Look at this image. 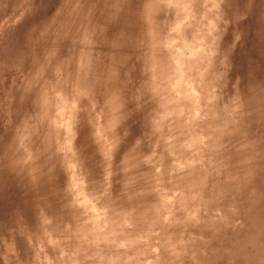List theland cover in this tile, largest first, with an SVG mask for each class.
<instances>
[{"label": "rangeland", "instance_id": "obj_1", "mask_svg": "<svg viewBox=\"0 0 264 264\" xmlns=\"http://www.w3.org/2000/svg\"><path fill=\"white\" fill-rule=\"evenodd\" d=\"M257 2L0 0V264H264Z\"/></svg>", "mask_w": 264, "mask_h": 264}, {"label": "bare ground", "instance_id": "obj_2", "mask_svg": "<svg viewBox=\"0 0 264 264\" xmlns=\"http://www.w3.org/2000/svg\"><path fill=\"white\" fill-rule=\"evenodd\" d=\"M139 1V0H138ZM56 2H58V1H56ZM83 2V1H82ZM133 2V1H132ZM253 1H251V3H252ZM99 3V2H98ZM133 3H136L135 1L133 2ZM132 3V4H133ZM85 4V3H84ZM131 3H130V5H132ZM138 4V3H137ZM55 5H56V3H55ZM83 5V4H82ZM100 5H102V4H100ZM254 5V4H253ZM103 6V5H102ZM128 6V5H127ZM137 6H139V4L137 5ZM62 7V6H61ZM65 7V6H64ZM84 7H85V5H84ZM100 7V6H99ZM102 8V7H101ZM128 8H130V7H128ZM133 8V7H132ZM137 8V7H136ZM135 8V9H136ZM51 9H52V7H51ZM86 10V9H85ZM126 10V9H125ZM140 10V9H139ZM256 11L257 12V19L256 18H254V20H253V24H252V26H253V35H252V40H251V44L249 45V53H248V56H249V59L251 60V63H252V66H251V73H250V75H251V77L252 76H257V75H261V73H262V78H263V81L260 83L259 82V78H260V75H259V77H258V80H257V84H254L251 88H250V92L247 94V97L249 98V100L252 102H254V99H253V97L256 95V97L258 96L259 97V99H260V102H261V105H264V65H263V63H264V0H258V2H257V5H254V7H252V11ZM60 11V10H59ZM63 11V10H62ZM62 11H60V12H62ZM130 11H132V10H130ZM66 12V11H65ZM122 12V11H121ZM135 12V11H134ZM85 13V12H84ZM126 13V12H125ZM73 14V13H72ZM71 14V15H72ZM135 14V13H134ZM81 15V14H80ZM74 16V15H73ZM136 16H137V14H136ZM134 17V16H133ZM54 18V17H53ZM138 18V17H137ZM133 20H134V18H132ZM123 20V19H122ZM132 20V21H133ZM139 20V19H138ZM134 22V21H133ZM22 23V22H21ZM85 25V24H84ZM54 26V25H53ZM57 26V25H56ZM69 26V25H68ZM76 26V25H75ZM42 27H43V25H42ZM22 29V28H21ZM79 29V28H78ZM85 29V28H84ZM50 33V32H49ZM72 33V32H71ZM80 33H81V31H80ZM20 34V33H19ZM96 34V33H95ZM18 35V34H17ZM26 35H27V33H26ZM19 36V35H18ZM17 36V37H18ZM55 36V35H54ZM110 36V35H109ZM20 37V36H19ZM18 37V38H19ZM59 37V36H58ZM32 38V37H31ZM36 38H37V36H36ZM102 38V37H101ZM23 39H25V38H23ZM33 39V38H32ZM37 40V39H36ZM30 41V40H29ZM28 40H27V42H29ZM32 41V40H31ZM40 41V40H39ZM71 41V40H70ZM32 43V42H31ZM71 43H72V41H71ZM75 43V42H74ZM33 44V43H32ZM42 44H43V42H42ZM84 44V43H83ZM97 44V43H96ZM100 45H102V44H100ZM104 45V44H103ZM84 46V45H83ZM31 47V46H30ZM60 47V46H59ZM77 48V47H76ZM84 48V47H83ZM107 48V47H106ZM28 51H29V49H28ZM82 51V50H81ZM103 51V49L101 50V52ZM27 52V51H26ZM83 52V51H82ZM81 52V53H82ZM87 53V52H86ZM99 53V52H98ZM91 54V53H90ZM85 55V54H84ZM100 55V54H99ZM83 56V55H82ZM94 61V60H93ZM104 61V60H103ZM24 63V62H23ZM96 63V62H95ZM107 64V63H106ZM84 65H85V63H84ZM95 65V64H94ZM100 88V87H99ZM182 92V91H181ZM23 93V92H22ZM27 96V95H26ZM28 97V96H27ZM25 100V99H24ZM22 101H23V99H22ZM29 102V101H28ZM27 105H30V104H27ZM28 108L30 107V106H27ZM26 108V107H25ZM24 108V109H25ZM256 108H258V109H260V110H262V111H264L263 109H261V107L260 106H258L257 105V107ZM27 109V108H26ZM33 109V108H32ZM33 112V111H32ZM23 114V113H22ZM23 116H24V114H23ZM27 116V115H26ZM26 121H28V120H26ZM63 122V121H62ZM22 123H23V121H22ZM60 123H61V121H60ZM18 124V123H17ZM45 124V123H44ZM67 124V123H66ZM23 125V124H22ZM26 126V125H25ZM24 126V127H25ZM28 127V126H27ZM67 129V128H66ZM16 132V131H15ZM24 134V133H23ZM33 134V133H32ZM21 135V134H20ZM19 135V136H20ZM65 135V134H64ZM11 136V135H10ZM9 138V137H8ZM81 139V138H80ZM68 140V139H67ZM82 140V139H81ZM80 141V140H79ZM81 142V141H80ZM80 142H78V143H80ZM10 143V142H9ZM62 145V144H61ZM78 145V144H77ZM37 148H38V146H37ZM3 150V149H2ZM6 151H7V148H6ZM11 153V152H10ZM79 153V152H78ZM41 154V153H40ZM61 156V155H60ZM62 159V158H61ZM73 159V158H72ZM4 160H6V159H4ZM5 162V161H4ZM8 163V162H7ZM10 164V163H9ZM13 164V163H12ZM47 164V163H46ZM259 164H260V168L258 169V171H257V173H259V174H257L255 177H254V179L252 178V183L255 185V186H253L254 187V189H256L257 191H255L257 194H255V196L254 197H252V199H250V200H248V208H250L254 213H256V220L258 219L261 223H264V151L263 152H261V157H260V160H259ZM15 165V164H14ZM18 165V164H17ZM16 169V168H15ZM12 170V169H11ZM48 171V170H47ZM57 172V171H56ZM15 174V173H14ZM52 174V173H51ZM58 175H60V174H58ZM63 175V174H62ZM62 175H60V176H62ZM6 178V177H5ZM25 179L28 181V185H30L31 186V184H30V182H29V180H28V178L26 177V175H25ZM21 180H23L22 181V183H25L24 181H26V180H24V176H22L21 177ZM63 180V179H62ZM262 181L263 182V185H260L259 183H258V181ZM34 182V181H33ZM65 183V182H64ZM248 183V184H247ZM66 184V183H65ZM24 185V184H23ZM246 185H247V187H251L252 185H251V179L249 180V182L247 181L246 182ZM74 186V185H73ZM52 186H50V188H51ZM252 187V188H253ZM256 187V188H255ZM24 188V187H23ZM31 188V187H30ZM77 188V187H76ZM52 189V188H51ZM51 193V192H50ZM56 193V192H55ZM79 195H81L82 196V193H77L76 192V196L74 197V198H78L79 197ZM2 196L4 197L3 198V202L6 204V205H12V207H17V208H19V210H21V209H23L24 208V205H25V200H27V197H26V195H25V192L23 191L22 193H19V192H16V193H10V195H4V194H2ZM40 196H41V194H40ZM39 196V197H40ZM50 196V195H49ZM36 197V196H35ZM1 198V197H0ZM31 199H32V197H30ZM29 199V198H28ZM53 199V198H52ZM58 199H60V197L58 198ZM75 199V200H76ZM37 200H39V199H37ZM64 200V199H63ZM85 201H86V199L84 198V199H82V203H85ZM31 202H34V201H31ZM46 202V201H45ZM53 202V201H52ZM21 203V207H20V204ZM35 203V202H34ZM44 203V202H43ZM42 203V204H43ZM48 203V202H47ZM57 203V202H56ZM37 204H38V202H37ZM41 204V203H40ZM79 204V203H78ZM42 206V205H41ZM47 206V205H46ZM50 206V205H49ZM52 206V205H51ZM38 206L36 205V208H37ZM43 207H44V205H43ZM56 207V206H55ZM85 207V206H84ZM39 208V207H38ZM40 209H42V208H40ZM56 209V208H55ZM44 210H45V208H44ZM48 210H50V209H48ZM54 210V209H53ZM73 210V209H72ZM1 211V210H0ZM94 211V210H93ZM68 215H70V214H68ZM62 220V219H61ZM3 221V220H2ZM2 221H1V223H2ZM62 222V221H61ZM67 222V221H66ZM256 224V223H255ZM10 227V226H9ZM56 229V228H55ZM34 232V231H33ZM59 234V233H58ZM13 235V234H12ZM11 235V236H12ZM25 236H27V234L25 235ZM13 237V236H12ZM15 239V238H14ZM260 246H257L256 248H255V251H256V255H258L257 253H259L260 254V252L262 251V249H263V251L261 252V253H264V244H262V243H260L259 244ZM263 246V247H262ZM259 247H261V248H259ZM39 250V249H38ZM45 251H46V249H45ZM48 252V251H47ZM53 252V251H52ZM49 253V252H48Z\"/></svg>", "mask_w": 264, "mask_h": 264}]
</instances>
